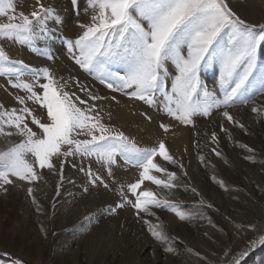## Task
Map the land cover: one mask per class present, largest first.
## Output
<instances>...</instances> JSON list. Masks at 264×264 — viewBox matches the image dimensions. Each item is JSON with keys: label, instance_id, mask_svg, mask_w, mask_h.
Instances as JSON below:
<instances>
[{"label": "snow or ice", "instance_id": "snow-or-ice-1", "mask_svg": "<svg viewBox=\"0 0 264 264\" xmlns=\"http://www.w3.org/2000/svg\"><path fill=\"white\" fill-rule=\"evenodd\" d=\"M71 4L78 16L79 0H71ZM31 7L26 13L17 9L15 0H0V18L7 21L0 22V41L27 45L36 51L37 41L56 39V29L49 25L50 21L62 24L56 9L42 0H35ZM89 10L88 23L77 20L82 33L75 40L65 39L66 50L80 70L110 92L156 108L186 126H194V117H211L217 110L224 122L244 128L229 111L237 102L251 103V112L264 118V104L256 103L257 96H264V64L259 63L258 55L264 50V22L246 20L232 7L231 0H86L85 14ZM214 66H218L216 83L220 95L201 79L202 71ZM0 77H6L9 87L24 93L14 94L18 107L7 108L0 102V136L19 137L18 142H9L0 150V190L7 192L6 186L16 181L31 185L42 179L40 170L44 169L59 175L62 181L69 157L79 156L82 164L85 159L95 160L107 173L108 180L100 172H93L90 163L80 171L92 187L102 186L117 193L119 201L108 206L109 214L130 206L138 221L148 225L147 231L156 241L172 243L162 222L153 224L151 219H144L156 217L159 221L155 209L167 210L180 221L193 218L166 196L142 187L146 181L168 192L179 187L177 173L158 161L159 158L184 169L170 154L164 139L141 147L134 137L111 123V111L96 103L110 99L119 104L115 95L101 96L76 77H57L48 67H32L21 59H13L2 43ZM224 122L219 125L220 132L230 137ZM159 127L165 133L169 131L164 123ZM210 141L218 147L216 131L211 132ZM217 147L211 148V152L221 156ZM243 147L253 152L247 145ZM118 158L138 171L134 182L125 184L116 180L113 166ZM198 159L205 162L204 155ZM245 159L255 162L253 156ZM156 173L165 178H158ZM212 179L216 181L215 176ZM216 182L228 191L222 180ZM191 190L199 195L195 188ZM26 191L39 213L33 187ZM91 218L85 216L84 221ZM226 219L237 235L256 231L255 224ZM220 231L227 235L223 229ZM257 246H264V233L236 252L226 247L218 257L211 253L214 259L191 248L187 251L204 264H244ZM163 251L172 253L175 249L169 246ZM14 264L24 262L15 259Z\"/></svg>", "mask_w": 264, "mask_h": 264}, {"label": "rangeland", "instance_id": "rangeland-1", "mask_svg": "<svg viewBox=\"0 0 264 264\" xmlns=\"http://www.w3.org/2000/svg\"><path fill=\"white\" fill-rule=\"evenodd\" d=\"M34 2L35 0H15L17 9L25 10L26 13L32 10L31 6ZM67 2L69 11L75 13L76 9L71 4V0H67ZM231 4L238 14L246 20L252 23L264 22V0H231ZM85 6L86 0L80 2L82 8L81 22L85 23L84 20L86 19V23H88L91 10L85 14ZM0 22H7L6 18H0ZM51 23L50 21L49 25ZM73 30L75 29H72L69 34L56 33L57 37L54 40L37 41L36 51H32L27 45H20L15 42L0 41V43L3 44L13 59L24 61L25 56H28L35 62L40 61L39 65L36 63L35 65L29 64L32 67H47L48 64L46 63H53L57 56H64L62 58L65 63L73 65L82 78L107 89L94 77L80 70L69 59L64 41L65 39L75 40L82 33L79 27L75 31ZM46 43L48 47H45ZM45 49H47V54H45ZM258 55L259 63L264 64V50H261ZM49 56L54 57V59H49ZM218 75V66H214L202 71L201 79L210 90H215L220 95L216 83ZM14 94L24 95L22 91L9 87L6 77H0V102L7 108L18 107ZM116 95L120 94L117 93ZM256 103L257 105L264 104V96H257ZM140 105L138 112L144 106L143 114L145 113L146 117H151L148 121L152 124L153 130L150 128L151 124L145 126L149 129L146 131L151 132L150 135H157L155 131H158L159 135L164 136L165 132L159 127L161 123L170 125L169 130L174 128L173 125L181 124L156 108L143 103ZM251 107V103L243 105L237 102L234 107L229 109L232 115L236 112L239 113L240 116L235 115V119L237 118L245 126L244 128L229 124L225 126L238 128L235 137L232 135L229 137V134L220 132L216 119H214V117L220 116L217 110L213 111L211 117H194V125L201 127L202 131H205L204 134L207 135L205 139L201 140L202 143L200 142L196 146L195 161L199 164L200 174H194L191 171L192 177L190 178L177 170L178 179L176 183L179 187L171 192L165 191V196L168 199L179 204L183 211L191 213L193 218L180 221L167 210L165 212L159 211L162 209H159L156 214L159 221L156 217L144 216V219H151L153 224L162 222L167 235L172 238V243L161 244L156 241L146 230L148 225L143 222L139 230L135 232L133 230L130 232L120 230L118 219H122L123 214L127 216L135 214V210L130 206L118 209L114 214H107L99 225L96 224L94 231L89 228L87 221H84L85 213L82 212V206L78 207L77 205L92 204L95 201L102 202L105 199L106 204L108 203L110 206L117 203L119 197L115 191L104 189L102 186L97 188L88 185V181H86L88 177L80 171V168L82 166L87 167L89 163L93 172H100L106 180L109 178L95 160L85 159L82 164L81 158L77 156L69 157L63 168V171L68 168L71 175H78L81 179V193L78 199L75 198L78 200V202L75 200V205L59 199L54 187L60 180V176L54 175L47 169L40 170L42 179L33 182L31 185L16 181L14 184L6 186L7 192L0 190V264H14L15 259L22 260L24 264H121L123 262V264H134L136 256H140L144 264H204L203 260L189 253L187 249L191 248L194 252L214 259L211 253H215L218 257L221 250L226 247H230L233 252L244 248L250 239L264 233V118H259L252 113ZM142 115H139L141 120ZM204 121L206 122L204 123ZM212 131L219 132L218 147L209 143L211 141L208 134ZM18 141L19 137L0 136V150H4L9 142ZM244 145L253 149V152H248L243 147ZM213 147H217L222 155H214L211 152ZM199 155L205 156L204 163L198 159ZM246 156H253L255 162L246 160ZM28 158L32 159L30 156ZM124 168L132 170L130 166L124 164L122 158H118L117 164L113 166V171L116 180L121 183H124V178L116 175V172L123 173ZM213 176L216 177V181L222 180L228 191L223 190L219 183L212 179ZM29 186L34 189L33 195L41 209L39 213L36 211L37 205L33 204L32 198L27 195L26 190ZM85 187L88 188L87 192L84 191ZM193 188L197 190L199 195L192 192L191 189ZM129 198L133 197L129 196ZM208 204L213 207H207ZM164 215H173L174 219L168 220ZM226 217H231L244 224H255L256 231L237 235L230 230V224ZM220 229H223L227 235H224ZM125 233L131 235H125ZM205 233L208 235L206 236ZM143 234L146 235L145 238L139 241L138 237ZM135 238L138 240H134ZM169 246L173 247L175 251L172 253L164 252L163 249ZM244 264H264V246H257L251 250Z\"/></svg>", "mask_w": 264, "mask_h": 264}, {"label": "bare ground", "instance_id": "bare-ground-1", "mask_svg": "<svg viewBox=\"0 0 264 264\" xmlns=\"http://www.w3.org/2000/svg\"><path fill=\"white\" fill-rule=\"evenodd\" d=\"M82 1L85 2V0H79V10L80 11H79V15L77 16L76 12L74 13L72 11H69V8L67 5V3H68L67 0H43V3L46 6L50 5V6L54 7L62 19V24H59V25H56L53 23L50 24L52 28L56 29V33L61 32L63 34H69V32L72 29L76 30V28H78L77 20H79L81 22V19H82L81 18L82 8L80 7V2H82ZM85 20H84V22L86 23L87 20L86 21ZM75 30H73V31H75ZM56 37H57V35H56ZM45 47H48L47 43L45 44ZM62 57H64V56H61V55L57 56L53 63H46V64H48L47 67H49L51 69V71L57 77H60V76H63L65 78H67L69 76L76 77L80 80V82L83 85H85L87 88L91 89L94 93L99 94L101 96H108V97L115 95L117 97V99L120 101L119 104H116L114 101H112L110 99L96 102L97 104L102 105L104 107L105 111H111L112 112V119H111L112 124H114L120 130L124 131L126 134L134 137L136 139L137 143L141 147L152 146L159 139H164L166 142V145L169 149L170 154L173 155L176 158V160L179 161V163H182L184 165V169L181 170L177 166L167 164V162L159 160V158H158V161L160 163H162L164 166H166L170 171L177 172V170H179L182 173H184L186 171L187 176L190 178L192 177V175H190L191 171L194 172V174H196V173L200 174L199 164L195 161V154H197L196 153V148H197L196 146L201 142V140H203L207 137V135L204 134L205 131L203 132L201 127H198V125H194V126L187 125L186 126L183 124H180V125L175 124V125H173V127H174L173 129L171 128L167 133L163 134L164 136H161L162 134L159 135L158 131H155L157 133V135H153V134L150 135L151 132L146 131V129L148 127L146 128L145 126L147 124L149 125L151 123L146 118L147 115H145V113L143 114V112H142V110L144 109V106H142L141 111L138 112L139 106H141L140 103H142V102L130 101V100H128V98H124V96L122 97L121 95H116L117 93L114 94L112 92H108L109 91L108 89L101 88L97 84H94L91 81H88V80L82 78L81 74L78 72V70H76V68L73 65L72 66L70 64L67 65ZM24 62L27 64H31V65H35V63L37 65L40 64V61L35 62L34 59H31V58L29 59L28 56H25ZM81 95H83V94H81ZM140 114L141 115L143 114L142 115L143 118L141 117L142 120L139 117ZM150 115H152V114H150ZM233 115H234V117H235V115L240 116L239 113H237V112ZM156 118H157V116H156ZM214 119H216L215 121H216L218 126L220 125L221 122H224L222 120V117H220V116H216V117H214ZM236 120H237V118H236ZM205 122L206 121H204V123ZM224 123H225V126L228 125L227 122H224ZM230 127H232V126H230ZM230 127H228L229 133H230V135H232V137H235V133H236L238 128H233V127L230 128ZM150 128H151V130H153L152 124L150 125ZM147 130H149V129H147ZM152 133H153V131H152ZM217 133H219V132H217ZM210 134H208V135L210 136ZM220 136L222 138L221 134H220ZM208 140H209V138H208ZM204 143H206V142H204ZM209 143H211V142H209ZM221 145H222V143H221ZM222 148H224V147H222ZM118 169H119V167H118ZM123 170H122L123 173L116 172V175L118 174V175H120V177H123L124 183L134 182L138 178V171L135 168H132V170L124 168ZM63 172H64L63 173V179L61 181V178H60V180L57 181L56 186L54 187L55 188L54 191L56 194H58V197L60 200H62V201L65 200V201H68L70 204L73 203V205H75V200L78 199V197L81 193L80 192V186H81L80 180L81 179L79 178L78 175H71L68 168H65V170ZM156 175L158 176V178H162V179L165 178L162 174L156 173ZM120 180H122V179L120 178ZM86 181H88V180H86ZM84 183H86V182H84ZM58 185H59V187H57ZM88 185H89V183H88ZM87 187H89V186H87ZM142 187L151 188L153 191L157 192L158 195H160V196H165V191H167V190H163L161 188H158L156 185H152V184H150V182H147V181L145 182L144 185H142ZM110 196H112V195H110ZM106 199H107V196H106ZM76 201L78 202V200H76ZM103 201L102 202L101 201H95V202H92V204L84 203L83 205H79V204L77 205L78 207L82 206L81 207L82 212L85 213V215L83 217L89 216V215L92 217L90 221H87V225L89 228H92L93 231L96 229V224L99 225V223H101V221L104 220V218L107 216V214H109V212L107 211V208L109 205H108V203L106 204V201H104V202ZM127 210H129V209H127ZM158 210L159 209L154 210L156 212V214L159 211L165 212V210H159V211ZM164 216L166 218H168V220L174 219L173 215H164ZM122 217H123L122 219L121 218L118 219V224H119L118 227L122 231H125V232L129 231L130 232L133 230L135 232V231L139 230V228L142 226V224H141L142 221H138L135 214H133L131 216H127V215L123 214ZM116 222H117V220H116ZM101 227H103V226H101ZM102 230H103V228H102ZM127 234H130V233H125V235H127ZM145 236L146 235L143 234L140 237H138L139 241H142L145 238ZM138 239L135 238L134 240H138ZM123 263H121V264H123ZM108 264H112V263H108ZM118 264H120V263H118ZM134 264H144L143 259L140 256H136V260H135ZM156 264H158V263H156Z\"/></svg>", "mask_w": 264, "mask_h": 264}]
</instances>
